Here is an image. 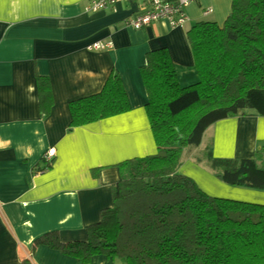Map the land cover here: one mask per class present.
<instances>
[{"label":"crops","instance_id":"1","mask_svg":"<svg viewBox=\"0 0 264 264\" xmlns=\"http://www.w3.org/2000/svg\"><path fill=\"white\" fill-rule=\"evenodd\" d=\"M140 1L90 11V0H0V264H123L103 254L81 262L35 241L52 231L62 243L86 240L87 226L112 204L115 165L156 152L140 75L146 53L165 48L179 82H195L186 32L201 20L221 24L231 6V0H193L183 27L159 20L135 29L126 19ZM96 41L113 45L89 50ZM111 70L120 75L129 110L70 127L69 103L99 92ZM38 76L50 83L46 114L39 108ZM205 147L215 157L254 158L260 150L264 158V116L215 121L197 150L183 151L179 167L210 195L264 204L263 189L218 179L199 155Z\"/></svg>","mask_w":264,"mask_h":264},{"label":"trees","instance_id":"2","mask_svg":"<svg viewBox=\"0 0 264 264\" xmlns=\"http://www.w3.org/2000/svg\"><path fill=\"white\" fill-rule=\"evenodd\" d=\"M186 35L195 82H179L165 48L147 52L140 67L156 152L115 165L112 204L87 226L86 240L62 243L52 231L35 244L60 248L81 262L103 254L123 264H264V204L210 195L179 171L183 151L197 147L210 124L239 114L264 116V0H231L221 24L201 20ZM37 85L46 114L49 79L38 76ZM129 108L120 75L111 70L99 92L69 103V125ZM262 154L223 158L209 149L205 157L221 181L264 190Z\"/></svg>","mask_w":264,"mask_h":264},{"label":"built area","instance_id":"3","mask_svg":"<svg viewBox=\"0 0 264 264\" xmlns=\"http://www.w3.org/2000/svg\"><path fill=\"white\" fill-rule=\"evenodd\" d=\"M117 0H90L87 9L96 11L110 6ZM193 0H141L135 13L126 19L127 25L139 29L153 22L164 20L170 27H183L188 19L187 5ZM210 9L204 11L207 14ZM111 41H96L89 44V50H102L112 47ZM55 154V149L49 148L44 158L50 160Z\"/></svg>","mask_w":264,"mask_h":264},{"label":"rangeland","instance_id":"4","mask_svg":"<svg viewBox=\"0 0 264 264\" xmlns=\"http://www.w3.org/2000/svg\"><path fill=\"white\" fill-rule=\"evenodd\" d=\"M199 148V147H198ZM196 146H191V147H189V148H186L185 149V152H184V156H186V153L187 152H189L191 149H198ZM207 150H209V148H203L200 152H199V155H202V157H205V155H206V152H207Z\"/></svg>","mask_w":264,"mask_h":264}]
</instances>
